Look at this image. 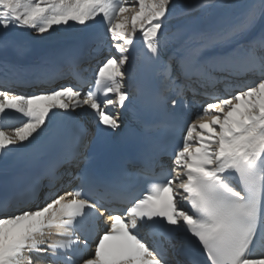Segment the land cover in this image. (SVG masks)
Returning a JSON list of instances; mask_svg holds the SVG:
<instances>
[{"label":"snow or ice","instance_id":"snow-or-ice-1","mask_svg":"<svg viewBox=\"0 0 264 264\" xmlns=\"http://www.w3.org/2000/svg\"><path fill=\"white\" fill-rule=\"evenodd\" d=\"M177 7L178 0H0V50L11 46L8 32L13 28L44 37L61 27L88 28L98 19L115 48L98 62L87 92L79 84L31 96L0 90V114L13 110L26 118L11 134L0 124V158L24 151L35 160L64 146L41 176L0 199V264H44L45 259L47 264H171L165 241L174 257L177 242L201 250L199 261L175 259V264H264V0H199L201 10L234 7L239 17L225 27H212L218 21L209 18L207 29L177 26L169 34L168 21ZM258 24L260 36L247 39ZM138 33L158 79L153 102L168 114L155 126L167 135L141 150L135 172L125 165L105 178L81 168L76 189L61 192L60 166L78 161L86 134L75 120L76 109L90 108L106 136L120 128L118 115L106 109L123 107L129 99L122 81ZM92 40L98 50L105 43L99 34ZM173 45L175 51L164 59L162 51ZM226 47L231 51L202 56L205 50ZM77 63L69 61L79 80ZM243 74H252L256 82L232 83V77ZM219 84L225 91L215 96ZM201 91L216 102L202 104L196 120L187 123L185 110ZM57 119L69 122L71 129L41 139ZM185 126L179 146L176 134ZM164 156H174L170 170ZM137 180L147 186L137 187ZM116 202L131 204L130 219L110 214L120 211L106 206ZM101 218L107 227L97 236ZM54 227L70 230L61 233L69 238L45 241L46 230ZM77 232L83 240L71 239ZM89 240L96 241L91 253Z\"/></svg>","mask_w":264,"mask_h":264},{"label":"bare ground","instance_id":"bare-ground-1","mask_svg":"<svg viewBox=\"0 0 264 264\" xmlns=\"http://www.w3.org/2000/svg\"><path fill=\"white\" fill-rule=\"evenodd\" d=\"M229 1H232V0H229ZM240 1H242V3L247 2V0H240ZM234 2H236V1H234ZM180 4H183V6L181 5L182 8L192 7L191 9H188V10H195L194 12H192L190 14L192 16L190 21H192V23H194V24L201 25V28L203 30L207 29L209 27V25L207 24V21L209 20V18H213V19L218 21V23L212 25V27L218 28V27H225V26L235 22L239 17V11L240 10L238 8L231 9L232 7H226V8H222V9H208L205 11V10L199 9L196 6L195 0H182V3H180ZM184 6H186V7H184ZM177 12H178V7L176 8L174 14ZM60 29L70 30V28L65 29L63 27H61ZM24 30L25 29H15V28L10 29L9 32L10 31L13 32V34H11V41L16 40L17 39L16 37H20V35H23ZM195 30H197V27H195ZM8 51L9 52L16 51L13 43L11 44V46L6 51L0 50V59L1 60H7L5 58H8ZM16 127H19V126H16ZM13 128H15V127H13ZM13 128L8 129V130H4V131L11 134Z\"/></svg>","mask_w":264,"mask_h":264},{"label":"rangeland","instance_id":"rangeland-1","mask_svg":"<svg viewBox=\"0 0 264 264\" xmlns=\"http://www.w3.org/2000/svg\"><path fill=\"white\" fill-rule=\"evenodd\" d=\"M234 1L239 2V3L241 2L240 0H232V1L227 0L228 3H233ZM180 3H182V0L181 1L178 0V5H182ZM195 3L198 4L199 0H195ZM231 9H234V7H232ZM115 22L118 23L119 20L117 19ZM73 28H77V26L73 25V27L70 29H73ZM261 30H262L261 25L258 24L257 27L253 30V32L247 37V39L256 38L257 36L261 34Z\"/></svg>","mask_w":264,"mask_h":264}]
</instances>
